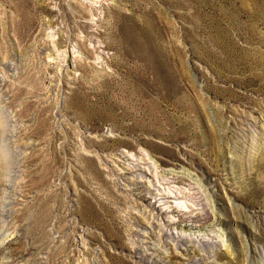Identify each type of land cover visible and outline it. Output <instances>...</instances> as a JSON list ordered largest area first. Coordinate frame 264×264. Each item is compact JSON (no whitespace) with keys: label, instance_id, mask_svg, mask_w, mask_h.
I'll return each mask as SVG.
<instances>
[{"label":"rangeland","instance_id":"374dc122","mask_svg":"<svg viewBox=\"0 0 264 264\" xmlns=\"http://www.w3.org/2000/svg\"><path fill=\"white\" fill-rule=\"evenodd\" d=\"M2 248L264 264V0H0Z\"/></svg>","mask_w":264,"mask_h":264},{"label":"bare ground","instance_id":"6f19581e","mask_svg":"<svg viewBox=\"0 0 264 264\" xmlns=\"http://www.w3.org/2000/svg\"><path fill=\"white\" fill-rule=\"evenodd\" d=\"M127 159H130V157H127ZM135 165H138V163H136ZM174 172H177V173L175 174ZM172 175L175 176L176 179L179 178V177H182V173L180 174V171H174L173 170L172 171ZM180 181L181 180H179V182ZM150 193H151V197H153V199H154L155 204H168V202L171 201V198L173 199V202H174L173 204H187L185 201L178 200L180 196L182 197L184 195L183 193H182L183 195L182 194L180 195L179 192L178 193L176 191L174 192V191H172L171 189H168L165 186L162 187V186H160V184L159 185L157 184V188L154 189V191H152ZM168 199H170V200H168ZM186 207H188V206H186ZM189 213H190L188 215L189 218L190 217H194V215L191 216V210L189 211ZM185 225H188V224H185ZM179 237H183L181 233H179L177 235V238H179ZM196 237H198L200 240L204 241V236L203 235L199 236L197 234ZM3 247L5 249H8L10 253H11V251H13V253H15V255H17L18 252H19V248H20V244H19L18 238H15V237H14V239L12 238L9 242H6L5 246H3ZM4 248L0 249V258H2V257L6 258V256H8L7 252L4 251Z\"/></svg>","mask_w":264,"mask_h":264}]
</instances>
